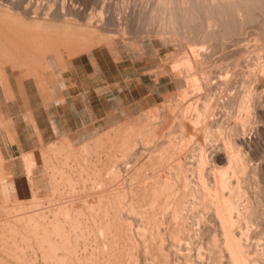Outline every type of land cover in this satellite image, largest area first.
<instances>
[{
    "label": "rangeland",
    "instance_id": "rangeland-1",
    "mask_svg": "<svg viewBox=\"0 0 264 264\" xmlns=\"http://www.w3.org/2000/svg\"><path fill=\"white\" fill-rule=\"evenodd\" d=\"M157 1L0 0L2 5H9L14 11L23 12V8L28 7L32 16L46 18L44 20L48 23L45 24L49 25L45 30L47 33L43 31L46 27L43 24L41 31L37 30L39 27L33 29L32 24H24L27 28L24 25V28H20L31 35L44 34L51 37L49 53H46V48L45 53L41 51L44 45L41 47L25 44L15 33H10L9 41L12 43L15 39L21 46L10 44L3 37L0 40V49H4L2 52L0 50L1 232L5 226L3 236L0 235V264H52L61 260L65 262L61 261L60 264H231L229 255L220 241L200 235H181L186 227L196 233L213 226L207 216L209 211L198 209L201 207L199 205L202 201V188L198 183V172L195 170L199 157L196 149L197 139L188 143L189 137L181 131V117L177 114L184 95L191 102L198 89L194 87L193 77L176 75L173 68L176 64L191 60L200 62L202 70L215 77V81L228 73L232 84L229 93L242 95L251 90L259 93L261 98L262 105L257 109V113L244 109L239 114L246 124L244 135L252 134L247 144L241 147L244 150L243 157L248 156L247 159L253 165L250 167L251 173H248L247 182L241 185L252 191L256 213L251 219H243L239 225L241 228H237L245 229L244 232L248 234L245 242L241 243L245 249L243 256L246 260L249 259L250 263L247 262L264 264V235L254 236L264 231V113L261 110L264 109V81L256 83L254 80V74L264 72V0H175L172 5V8H175L172 14L175 27L167 26L168 17L165 19L163 16L168 13L163 14L161 11L163 16H160L157 5H154ZM179 5H183V9ZM155 9L159 14L157 16ZM0 15L6 24L8 21L9 24L17 25L19 21L22 26L21 17L12 16L15 19L13 23V18H9L7 14L5 15L9 19L3 17L4 14ZM16 18L20 19L16 22ZM88 19H93L94 24H99L104 30L98 29L99 27L93 28L94 30L87 29ZM48 20L51 21L50 24ZM3 24L5 28L6 25ZM62 34H65L66 39ZM57 35L63 36L64 39ZM52 38H58L60 42ZM100 38L105 40L96 44ZM52 40L59 42L61 48L66 49L63 51L57 46L59 44H56L57 49L51 48L55 44ZM65 41L66 44H70V41L73 44L69 51V47L63 43ZM12 45L19 50H13ZM71 49L72 53L75 50L74 54H71ZM13 54L16 55L15 58L11 56ZM6 55L14 60H10ZM76 58L82 66L78 73L81 89L93 88L92 91L86 92L90 101H85L87 104L92 103L93 109L90 106H82L80 112L74 116L78 120L77 123L69 128L62 127L59 131H54L48 122V114L44 113L45 107H42L41 114L37 115V104L39 101L46 103L49 99L46 94L51 93L53 88L57 89V92L61 88H69L71 79L76 78V74L71 71L72 61ZM22 70L28 75L22 73L21 77ZM202 70L197 74L198 78L207 76ZM217 90L208 95L212 105L219 100L218 96L215 97L220 95ZM203 94L201 96H204ZM168 96L173 97L172 101L167 102ZM238 103L237 100L227 108H217L219 112L215 110L216 116L221 115V119L228 124H224L229 128H224V134L235 125ZM166 114H169L170 121L165 118ZM37 117L41 120L40 126L36 122ZM56 121L61 122V119ZM148 127L152 129L148 131ZM212 129L211 132H214L210 133V136L214 137V140L209 141V145L221 148L222 139L216 138V128ZM141 140H146L152 149L160 143L163 144L162 159L151 161L143 152ZM170 140L179 147L186 148L190 143L194 146V150H189L183 161L187 167L183 175L190 180L191 190L195 191L191 206H188L189 217L176 221L169 219L172 215V208H169L174 204L161 203L162 191L159 182V189L156 186L158 190L147 191L144 193L143 203L136 204L140 206L137 207L136 214L142 219L140 218L137 227L132 226L128 215L133 213L129 211L130 206L121 193L130 177L123 170L122 164H128L132 160L131 152H138L137 168L143 166L147 176L167 174L168 183L173 185L172 190L181 185L182 192L184 180L181 178L180 181L178 178L181 166L177 163V150L169 149ZM133 144H136L135 150L131 149ZM209 152L210 150L207 152L208 156ZM130 165L135 164L131 162ZM100 190L116 191L115 195L106 196L99 203L96 201V192ZM157 191H160V194ZM154 194H157L158 199L155 204ZM138 199L140 200L139 197ZM241 200L245 202L244 197ZM52 205L55 208L63 206L61 208L64 212H61L62 215H59L58 219H52L56 217L55 211L51 210L54 208ZM124 205L129 208H122ZM65 208L69 209L65 211ZM38 209L44 212V218L36 216L37 218L32 220L27 217L34 215L32 212L36 211L33 210ZM72 211L74 214L78 213V218L74 221L66 219L68 213L73 215ZM24 213H27L26 217L31 222L25 217L21 219V216H25ZM14 214L20 217L18 219L21 223L17 219V223H20L18 226L22 225L18 228L15 223L18 228L16 232L13 228L16 220ZM12 219L14 220L11 221ZM53 220L59 221V224ZM5 221L13 225L11 229L13 228L14 235L11 231V235L8 233L9 227L6 226L7 223L5 225ZM170 221L173 222L171 226L168 223ZM41 223L49 228V231L37 236L33 231H43ZM52 223H57L58 228L61 227L60 231L58 228H55V232L52 231ZM31 225L33 229L29 227ZM23 226L33 234L28 238L25 236L29 242L20 235L22 230L26 229ZM169 227L177 234L175 238L166 233ZM131 228H136L135 233ZM62 233L67 235L61 236ZM40 237L48 240V243H43L42 240L45 239ZM50 246H54L50 251L55 253L49 251ZM46 253L50 254L48 260ZM51 256L56 260L50 258ZM60 256L64 258L61 259Z\"/></svg>",
    "mask_w": 264,
    "mask_h": 264
},
{
    "label": "bare ground",
    "instance_id": "bare-ground-1",
    "mask_svg": "<svg viewBox=\"0 0 264 264\" xmlns=\"http://www.w3.org/2000/svg\"><path fill=\"white\" fill-rule=\"evenodd\" d=\"M175 0H158L157 3H154V5H157V10L158 12H160V16H163V14H167V16H163L165 17H168V23H167V26H171V27H175V23H174V20L172 18V14L175 10V8L173 9L172 8V5H174V2ZM180 1V0H179ZM194 1V0H193ZM215 1V0H213ZM174 2V3H173ZM183 2V1H182ZM254 2V1H253ZM257 2V1H256ZM261 2V0H260ZM173 3V4H172ZM259 3V2H258ZM1 4V3H0ZM182 4V3H181ZM2 5V4H1ZM0 5V14H4L3 17H5L6 19H9V18H13L12 16L14 17H21L22 18V26H20L19 24V19L20 18H16V22H17V25L15 23L14 24H9L8 21H7V24H6V21L2 18V16L0 15V40L1 38L3 37L4 40H8V42H10V44L14 43L15 45H20L19 41H16L14 39V41L11 43V40L9 41V39L11 38V35L10 33H15V36L20 40V41H23L25 42V44L29 45V46H33V45H37V46H40L42 47V45H44V49L41 48L42 52L45 53L46 50H48V52L46 53H49V50L51 51V49L49 48V44H50V41H51V37L47 36V35H44V34H35L36 35H31L30 33L24 31L23 29L21 28H24L23 25L24 24H27V25H31L33 26V29L34 28H40L41 29H37L39 31L42 30L43 26L46 25V27L43 28V31L46 30V28L48 29V26L47 24L45 23H48L46 20V18H42L40 16H32L31 15V11L28 7H25L23 8V12H20V11H14L13 8H11L9 5L8 6H5L4 4L1 6ZM184 5V3H183ZM182 5V6H183ZM182 9L183 7L181 5H179ZM21 7V6H20ZM72 7V6H71ZM179 7V8H180ZM187 7V5L185 6ZM178 8V7H177ZM176 8V9H177ZM50 9V8H49ZM181 9V10H182ZM156 10V9H155ZM156 10V12H157ZM179 10V9H178ZM162 11V13H161ZM158 12L156 13V16L158 14ZM36 13V12H35ZM7 14L9 18H7ZM49 14V13H48ZM46 14V15H48ZM162 14V15H161ZM10 15V16H9ZM159 15V14H158ZM159 16V18H160ZM47 17V16H46ZM155 17V16H154ZM53 18V17H52ZM59 18V17H58ZM90 18V17H89ZM92 18V17H91ZM51 19V18H50ZM164 19V18H163ZM15 20L14 18L12 19V21ZM11 21V20H10ZM49 21V20H48ZM89 23L87 25V29H95V27H99L98 29H102L99 24L98 25H95L94 22H93V19H88ZM102 21V20H100ZM15 21H13L14 23ZM21 22V21H20ZM51 21H49V24H50ZM54 23V21H52ZM5 23L6 26H4L5 28H3L2 24ZM19 24V25H18ZM43 24V26H42ZM60 24V23H59ZM4 25V24H3ZM27 25H24L25 27ZM56 25V24H55ZM64 25H68L66 23H64ZM71 25V24H70ZM74 25V24H73ZM72 25V26H73ZM31 26V27H32ZM62 26H63V22H62ZM21 27V28H20ZM30 27V26H29ZM27 28V27H26ZM65 28V27H64ZM71 28V26H70ZM77 28H80V27H77ZM83 28V27H82ZM200 28V27H199ZM5 29V30H4ZM32 29V28H31ZM30 29V30H31ZM32 29V32L34 31ZM72 29V28H71ZM70 29V30H71ZM84 29V28H83ZM93 29V30H94ZM61 30V28H60ZM66 30V29H65ZM73 30V29H72ZM78 30V29H77ZM90 30V31H91ZM104 30V29H102ZM206 30V28H205ZM31 32V31H30ZM47 33V31H45ZM44 32V33H45ZM65 32V31H64ZM67 32V31H66ZM84 32V31H83ZM42 33V32H41ZM74 33V32H73ZM91 33V32H90ZM200 33V32H199ZM76 34V33H74ZM94 34V33H93ZM201 34V33H200ZM63 36L65 34H62ZM69 35V34H68ZM59 38L63 37V36H60V35H57ZM72 37V35H70ZM83 36V35H82ZM65 39H66V36H64ZM63 37V39H64ZM70 37V38H71ZM79 37V36H78ZM84 37V36H83ZM207 37V36H206ZM2 38V39H3ZM55 38V37H54ZM69 38V37H68ZM67 38V40H69ZM75 38H76V35H75ZM104 38V37H103ZM103 38H100L98 41H96L95 43H99V42H103L105 39ZM211 38V37H210ZM53 39V38H52ZM72 39V38H71ZM113 39V38H112ZM208 39V38H207ZM53 40H58L57 39H53ZM52 40V41H53ZM73 40V39H72ZM75 40V39H74ZM205 40V39H204ZM60 42V40H58ZM59 42H56L53 41L52 43H55L54 44V47L51 46V48H56V44H59ZM61 42H62V39H61ZM69 42V41H67ZM77 42V41H76ZM79 42V41H78ZM92 42V41H91ZM94 42V40H93ZM2 43V41H1ZM4 43V41H3ZM6 43V42H5ZM66 44V41L63 42ZM63 43H62V46H63ZM8 44V43H7ZM69 44V43H68ZM66 44L67 47V50L69 51L70 50V46H73V44H71V41H70V44L68 45ZM80 44V43H79ZM88 44V43H87ZM4 44H2L3 46ZM61 44L57 45V46H60ZM77 45V44H76ZM82 45V44H81ZM90 45V44H88ZM94 45V44H93ZM204 45V44H203ZM21 46V45H20ZM83 46V45H82ZM13 48V45L11 46ZM75 47V46H74ZM73 47V48H74ZM80 47V46H78ZM77 47V48H78ZM93 47V46H92ZM116 47V46H115ZM37 48V49H39ZM46 48V50H45ZM61 48V46H60ZM59 48V49H60ZM72 48V47H71ZM72 48V49H73ZM76 48V47H75ZM74 48V49H75ZM84 48H87V46H84ZM15 48H13L14 50ZM17 49V48H16ZM15 49V51H16ZM57 49V48H56ZM63 49V47L61 48ZM66 49V48H65ZM63 49V51L65 50ZM72 49H71V54H74L75 53V50L74 52L72 53ZM204 49V48H203ZM1 52L4 50L0 49ZM19 50V49H17ZM24 50V49H23ZM66 50V52H67ZM80 50V49H78ZM113 50V49H112ZM191 50V48H190ZM54 51V49H53ZM191 51H194V50H191ZM57 52V50H56ZM12 53V52H11ZM195 53V51H194ZM6 54V53H5ZM15 54V52H14ZM11 55V56H14ZM18 55V52L16 53ZM54 54V52H53ZM9 55V54H8ZM43 55V54H42ZM58 55V53H57ZM62 55V54H61ZM195 55V54H194ZM198 55V54H196ZM6 57L7 58H11L13 59L12 57ZM4 57V55H3ZM5 57V59H6ZM16 57V55L14 56V58ZM10 59V60H11ZM1 60V59H0ZM14 60V59H13ZM24 60V59H23ZM27 60V58H26ZM25 61V60H24ZM23 61V63H24ZM27 63V62H26ZM35 64V63H34ZM255 64V63H254ZM25 65V63L23 64ZM27 65V64H26ZM29 65V64H28ZM22 66V65H21ZM45 68V67H44ZM28 67L26 68V71H27ZM202 70V67L200 65V62H197V61H194V60H191V62H182L180 64H176L173 68V72L177 75L179 74L181 77L182 76H186V77H193L194 81V87H196L198 89V91L196 92V96L193 97L194 100H192L190 102V100L187 99V97L184 95V99H181L183 100V102H181V105H180V109L178 111L177 114L180 115L181 117V123H180V129L182 132H185L186 134V137L189 139H187L188 143L189 142H192L193 139H197L194 140L196 141L197 143V148L198 149V152H199V157H198V163L195 167V170L198 172V183L199 185L201 186L202 188V193L200 195V197L202 198V201L200 203L199 206L201 207H198L201 208L202 211H205L208 212V217H206V219H210L209 221L211 223H213L209 229V226L207 229L205 230H201V231H198L196 233L192 232L188 227L184 228V230H182L183 233H181L182 236L184 237H192V236H195V235H200L204 238H208V239H216L218 241H220L222 244H223V248L224 250L226 251V253H228L227 255H229V258H230V262L231 264H249L250 262L248 260L245 259V257L243 256L244 255V247L243 245H241V243L245 240H246V237H247V232H244V230L242 231L241 229H238V227H240L239 225L241 224V221L243 219H251L252 216L256 213L255 210H254V206H253V201L252 200V191L249 190L248 188H245L243 187L241 184L244 183V182H247L248 178L247 176L249 175L248 173L250 172V167L253 166L251 161L246 158H244V154H243V149L241 148L242 145H245L247 144V141L248 139H251V136L252 134L250 133L249 136L247 135H244L245 134V123L244 121L241 120L239 114L241 111H243L244 109H250L251 111H257V109L259 110L260 106L262 105V101H261V98L258 94H256L255 92H252L251 90H248V91H245L244 94L242 95H235L233 93H229L228 91H230L231 89V85L230 84V81H231V76L228 75V73H226L225 76H222L219 78L218 81H215V77H212L210 74H207V72H205L207 74L206 77L204 78H198L197 74ZM206 70V69H205ZM23 72H21V77H22V73H24L25 71L22 70ZM29 71V70H28ZM50 71V70H49ZM52 71V70H51ZM30 72V71H29ZM2 74V73H1ZM26 73H24L25 75ZM51 74V73H50ZM28 75V74H26ZM205 75V74H204ZM4 76H5V73H4ZM3 76V77H4ZM254 80L255 82L257 83H262L264 81V72H258L257 75L254 74ZM26 77V76H25ZM46 77V76H45ZM2 78V77H1ZM5 78V77H4ZM6 79V78H5ZM192 79V80H193ZM8 80V79H7ZM38 80V79H37ZM188 81V80H186ZM190 81V80H189ZM7 82V81H6ZM191 82V83H192ZM8 85V84H7ZM256 86V85H255ZM9 88V87H8ZM219 90L220 92V95H215V97H219V100L216 101V103H214L212 105V103H209V99H208V95L211 94L212 92H214L215 90ZM217 90V91H218ZM216 91V92H217ZM204 92V94H203ZM227 92V93H226ZM204 95V96H201V95ZM217 94V93H216ZM10 95V94H9ZM212 96V95H211ZM189 98V97H188ZM173 97L171 96H168L167 97V102L169 101H172ZM201 100L202 103H201ZM212 100V99H210ZM238 100V109H237V119L235 121V125H233L230 129V131L226 134H224V128H226L224 126L225 124V120L221 119V117H217L216 116V113H215V110L219 107H226L229 106L230 104H235L236 101ZM189 101V102H188ZM194 101V102H193ZM212 102V101H211ZM201 103V104H200ZM233 107V106H232ZM230 108V107H229ZM218 110V109H217ZM223 110V109H222ZM262 110V113H264V109H261ZM260 110V111H261ZM219 112V110H218ZM231 112V111H230ZM245 112V111H244ZM233 113V112H232ZM249 113V112H248ZM257 113V112H256ZM226 114V113H225ZM236 114V113H235ZM251 114V113H250ZM253 114V113H252ZM254 115V114H253ZM178 116V115H177ZM226 116V115H225ZM231 116V114H230ZM167 117V121L169 120L170 121V116L169 114H166L165 115V118ZM229 118V115L227 117V119ZM165 120V119H164ZM165 122V121H164ZM227 122V121H226ZM227 124V123H226ZM225 124V125H226ZM249 124V123H248ZM228 125V124H227ZM215 127L216 128V131L214 133L215 137H220L222 139V143H223V146L221 148L217 147H213V145H209V141H212L214 140V137L210 136V133L214 132L211 130H213L212 128ZM151 128V127H150ZM149 127H148V131L151 130ZM159 128V127H158ZM227 129H229L227 127ZM139 130V128L137 129ZM247 130V128H246ZM252 130V129H251ZM153 131V130H152ZM139 133V132H138ZM154 134V133H153ZM119 136V135H118ZM101 142V141H100ZM141 144H143V152L144 154L148 155V157H150V160H155L156 159H162V155H161V151H162V146L163 144H159L157 145L156 147H153L154 149L150 148V146L148 145V142L146 140H141L140 141ZM195 143V142H194ZM193 143V144H194ZM56 144V143H55ZM195 144V145H196ZM135 147H136V144H133L132 145V150H135ZM194 146H191V143L189 144V146H187L186 148H183V147H179L177 145V143L173 142V141H169V149H175L177 150V163H179V167L181 166L180 168V174H178V178L179 180L181 181L183 178L184 180V184H183V191L181 192V185L180 186H177V188H175V190H172L171 185L168 183V175H154L152 174L151 176H147L144 174V168L143 166L141 167H138L137 168V162H138V152L137 153H134L132 154V152L130 153L131 155H133V158L130 162L125 163V164H122V168L123 170L129 175V182L128 184L124 187L123 186V190L121 191V193L123 194V196H125L126 198V203L129 204L130 208L128 205H124L125 207H122V208H129L130 210L129 211H132V215H128L129 219H131V223L132 226H135L137 227L139 221H140V218L139 217V214L137 212V209L140 207L139 205L136 206V204H141L143 203V201L145 200V195L144 193H146L147 191L149 190H152L153 192L156 191V189L158 188V183L161 182V193H162V199L160 200L161 203L164 202V205L165 204H174L172 207H170L169 209H171L170 213L172 214L170 216L169 219H171L172 221H176L178 220L179 218H181L182 220L185 218H188L189 217V209H188V206H191V202L193 201L192 199V196H194V190H191V183H190V180L188 178H186L184 175H183V172L186 170V164L184 163L183 164V161L185 160L189 150H194V148H192ZM68 148V147H67ZM210 150L209 152V156L207 155V152ZM243 150V151H242ZM61 152V151H60ZM143 152H141L143 154ZM98 153V152H96ZM30 156V155H29ZM49 156V155H48ZM77 156V155H76ZM244 156V157H243ZM68 158V157H67ZM97 159V158H96ZM62 162V161H61ZM133 162L135 165H130V163ZM87 163V162H86ZM163 163V162H162ZM65 166V165H64ZM119 166V165H118ZM53 167V166H52ZM120 167V166H119ZM50 168V167H49ZM54 168V167H53ZM121 169V168H120ZM253 169V168H252ZM150 170V169H149ZM62 173V172H61ZM205 173V174H204ZM251 173V172H250ZM65 174V173H64ZM150 174V173H149ZM114 180V179H113ZM116 181V180H115ZM57 182V181H56ZM249 182V181H248ZM252 182V181H251ZM178 183V182H177ZM56 184V183H55ZM173 184V183H172ZM176 184V183H175ZM154 185V186H152ZM157 186V188H156ZM150 187V188H148ZM176 187V185L174 186ZM249 187V186H248ZM251 188V187H249ZM111 189V188H109ZM159 189V188H158ZM157 189V190H158ZM111 191H98L96 192L97 196L96 197V201L100 203V201L106 197V196H111L112 194L115 195L114 190ZM257 191V190H256ZM159 192L160 194V191H157ZM257 193V192H256ZM158 194V193H157ZM157 194H154L155 198H154V204L156 203V201L158 200L157 199ZM121 195V194H120ZM144 195V196H143ZM149 195V194H148ZM122 197V196H120ZM138 197L140 198V200L138 199ZM141 197H143L141 199ZM245 198V202H242L241 198ZM123 198V199H125ZM119 199V198H118ZM94 200V199H93ZM239 200V201H238ZM51 201V200H50ZM54 202V201H53ZM260 202V201H259ZM123 203H125V201H123ZM125 203V204H126ZM4 204V203H3ZM62 204V203H61ZM261 204V203H260ZM263 204V203H262ZM18 205V204H17ZM30 205V204H29ZM28 205V206H29ZM71 204H69L68 207H70ZM94 205V204H93ZM53 206V205H52ZM60 206V205H59ZM57 207L52 209L51 207V210H54L56 212H54V215H56V217L52 218V219H58V216L59 215H62L61 212L63 211V206H60V207ZM74 206V205H73ZM128 206V207H127ZM21 207V205H20ZM18 207V208H20ZM67 207V206H65ZM138 207V208H137ZM197 207V206H196ZM22 208V207H21ZM114 208V207H113ZM256 208V207H255ZM7 209H9L7 207ZM69 209V208H68ZM67 208H65V211L68 210ZM74 208H72L73 210ZM5 210V209H4ZM13 210H15V208H13ZM23 210V209H22ZM71 210V209H70ZM75 210V209H74ZM78 210V209H77ZM193 210V209H192ZM199 209V211H201ZM7 211V210H6ZM20 211V210H18ZM18 211L16 214H18ZM33 211H36V212H32L34 215H26L25 213V216H21V219H23L24 217L26 219L29 220V218H31L32 220H34L35 218H37L36 216L40 217V216H43L44 212L43 211H40L38 209L37 210H33ZM81 211V210H80ZM101 211V209H100ZM106 211V210H105ZM127 211V210H126ZM125 211V212H126ZM128 211V212H129ZM258 211V210H257ZM8 212V211H7ZM6 212V213H7ZM21 212V211H20ZM26 212V211H24ZM29 212V213H30ZM64 212V211H63ZM68 212V211H67ZM124 212V213H125ZM9 213V212H8ZM31 213V214H32ZM81 213V212H80ZM122 213V214H124ZM66 214V213H65ZM72 214L73 215H70L69 213L67 214V217L66 219L70 220L72 219L74 221V219L76 220V218H78V216L76 214L78 213H73L72 211ZM96 214V213H95ZM127 214H130V213H127ZM197 214V212H196ZM202 215L204 213H201ZM7 215V214H6ZM10 215V213L8 214ZM7 215V216H8ZM15 215V214H14ZM45 215V214H44ZM48 215V214H47ZM64 215V214H63ZM104 215V214H103ZM125 215V214H124ZM29 218H27V217ZM66 216V215H65ZM63 216V217H65ZM206 216V215H205ZM19 216L14 217V219L16 218V220L14 221V225L15 227H13V225L11 226V223H7L6 221L4 222L5 225L6 223L8 225L9 230H8V233L10 234V231H11V234L14 235L13 233V228H14V231L16 229H18L20 226L22 227V225H19L21 223V220L20 217L18 219ZM23 217V218H22ZM126 217V218H128ZM13 218V217H12ZM44 218V216L42 217ZM47 218V217H46ZM191 218V216H190ZM203 218V217H202ZM7 219V218H6ZM10 219V217H9ZM9 219L7 221H9ZM14 219H12L11 221H13ZM17 219L20 223H17ZM39 219V218H38ZM142 219V218H141ZM205 219V220H206ZM5 220V219H4ZM3 220V221H4ZM95 220V219H94ZM200 220V219H199ZM204 220V221H205ZM30 221V220H29ZM54 222H58L59 224V221H55L53 220ZM172 221L168 222L169 225H173L171 223H173ZM197 221V220H196ZM248 221V220H247ZM31 222V221H30ZM39 224L40 222L37 221ZM246 222V221H245ZM17 223V226L18 228H16V224ZM67 223V222H66ZM177 223V222H176ZM25 224V222L23 223ZM31 224V223H30ZM33 224V222H32ZM58 224L57 223H52V225L54 226V228L52 227V231L57 230L58 228ZM196 224V222H195ZM3 225V223H2ZM10 225V226H9ZM28 225H29V222H28ZM27 225V226H28ZM49 225V224H48ZM61 225V224H60ZM59 225V226H60ZM63 225V224H62ZM61 225V226H62ZM68 225V224H67ZM204 224H202L203 226ZM39 226V225H38ZM41 226H42V223H41ZM74 226V225H73ZM131 226V227H132ZM4 227L3 226V230H4ZM11 227H13L11 229ZM23 227H26V226H23ZM31 227V229H33L32 225L29 226ZM40 227V226H39ZM49 227V226H48ZM69 227V226H68ZM72 227V226H71ZM77 227V226H76ZM37 228V227H36ZM41 228H44L42 229L43 231H33L35 235H39V233L41 235L46 234L48 231H49V228H47L46 226L44 227V225L41 227ZM60 228L59 227V231H60ZM65 228V227H64ZM175 228V227H174ZM241 228V227H240ZM2 229V228H1ZM1 229H0V235H2L3 233V230L1 232ZM11 229V230H10ZM23 229V228H22ZM27 229V230H26ZM26 229L22 230L23 233H20V235L22 237H29L33 234H31V232L29 233V230L28 228L26 227ZM73 229V228H72ZM132 229V228H131ZM136 228H133L132 230H134ZM142 229V228H141ZM254 229V228H253ZM28 232H26V231ZM48 230V231H47ZM55 230V231H56ZM131 230V231H132ZM19 231V230H18ZM54 231V232H55ZM136 230H134L133 233H135ZM143 231V229H142ZM16 232V231H15ZM64 232V231H63ZM68 232V231H66ZM102 232V231H101ZM138 232V231H137ZM5 233V232H4ZM18 233V232H17ZM16 233V234H17ZM52 233V232H50ZM166 233H168V235L170 237H173L175 238L177 236V234L174 232L173 229H170L169 227V231H167ZM10 234V235H11ZM15 234V235H16ZM19 234V233H18ZM17 234V235H18ZM61 234V233H60ZM63 234V233H62ZM84 234V233H83ZM142 234V233H141ZM65 235H67L65 233ZM64 234L61 235V236H65ZM76 235V234H75ZM140 235V233H139ZM162 235V234H161ZM261 235H264V231H261L259 232V234H254V236L256 237H259ZM3 236V235H2ZM35 236V238L37 237ZM71 236V235H70ZM160 236V235H159ZM25 237V240L28 241V239H26ZM34 237V236H33ZM44 237V236H43ZM164 237V236H163ZM249 237V236H248ZM38 238V237H37ZM42 238V237H40ZM142 238V237H141ZM32 239V238H31ZM42 239H45V238H42ZM55 239V238H53ZM65 239H67L65 237ZM74 239V238H73ZM72 239V241H73ZM76 239H78L76 237ZM82 239V238H81ZM85 239V238H83ZM24 240V238L22 239V241ZM35 240V239H34ZM38 240V239H37ZM41 241V240H40ZM48 243V240H42V242H46ZM65 241V240H64ZM210 241V240H209ZM29 242V241H28ZM41 242V243H42ZM55 242V241H54ZM77 242V241H76ZM243 242V243H244ZM5 243V241H4ZM27 243V242H26ZM38 243V242H37ZM42 243V244H43ZM56 243V242H55ZM54 243V244H55ZM58 243V242H57ZM62 243V242H61ZM68 243V242H67ZM73 243V242H72ZM71 243V244H72ZM53 244V245H54ZM69 244V243H68ZM45 245V244H44ZM50 245V243H49ZM47 245V246H49ZM59 245V244H58ZM57 245V246H58ZM60 245H63V244H60ZM137 245V244H136ZM40 246V245H38ZM56 246V245H54ZM50 246V248L48 247L49 251L51 248H54ZM65 246V245H64ZM62 246V247H64ZM87 246V245H86ZM144 246V245H143ZM41 247V246H40ZM59 247V246H58ZM57 247V248H58ZM246 247V246H245ZM47 249V248H45ZM60 249V248H59ZM65 249V248H63ZM105 249V248H104ZM263 249V248H262ZM42 250V249H40ZM54 250V249H53ZM66 250V249H65ZM133 250V249H132ZM248 250V249H247ZM43 251H47V250H43ZM48 251V253H49ZM261 251V250H260ZM50 252H54V251H50ZM65 252V251H64ZM46 253L47 257L48 254ZM55 253V252H54ZM53 253V254H54ZM110 253V252H109ZM145 253V252H144ZM153 253V252H152ZM52 254V253H51ZM67 255V254H66ZM53 256V255H52ZM50 257V258H53V257ZM55 256V254H54ZM59 256V255H58ZM46 257V258H47ZM61 257V256H60ZM64 258V256H62ZM61 257V259H63ZM248 257L247 253H246V258ZM59 258V257H58ZM57 258V259H58ZM67 258V257H66ZM224 258V257H223ZM49 259V257L47 258V260ZM54 259V258H53ZM46 260V261H47ZM51 260V259H50ZM56 259H54L55 261ZM60 260V259H59ZM63 263L65 262L64 260H61ZM56 262V263H52V264H60L62 262ZM249 263H248V262ZM24 262V261H23ZM48 263V261H47ZM50 263V262H49ZM69 264V263H68ZM75 264V263H74Z\"/></svg>",
    "mask_w": 264,
    "mask_h": 264
},
{
    "label": "crops",
    "instance_id": "crops-1",
    "mask_svg": "<svg viewBox=\"0 0 264 264\" xmlns=\"http://www.w3.org/2000/svg\"><path fill=\"white\" fill-rule=\"evenodd\" d=\"M78 58L72 61L71 64V71L76 74L75 80L71 79V82L69 84V88L67 90L65 88H61L58 90L52 89V92L47 93L48 95V101L46 103H42V101H39L37 104V107L39 106V112L42 107H45L44 113L48 114V122L51 123L52 128L54 131H59L60 128L65 127L69 128L71 125H74L77 123V119L74 118L75 115H77L78 112H80L81 107H91L93 109V104H87L85 101H90L89 97L86 95V92L92 91L91 88H82L80 86V82L78 81V73L81 70L80 62L77 61ZM66 85V84H65ZM64 85V86H65ZM70 89L72 92H70ZM52 109L54 110L52 112ZM43 113V110L41 111ZM60 118L61 122H57L56 119ZM37 124L40 126V118H36ZM60 123V125H59Z\"/></svg>",
    "mask_w": 264,
    "mask_h": 264
}]
</instances>
